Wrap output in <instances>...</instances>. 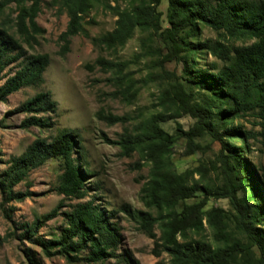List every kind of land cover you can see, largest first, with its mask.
Returning <instances> with one entry per match:
<instances>
[{"label":"trees","instance_id":"1","mask_svg":"<svg viewBox=\"0 0 264 264\" xmlns=\"http://www.w3.org/2000/svg\"><path fill=\"white\" fill-rule=\"evenodd\" d=\"M163 0H130L126 8L107 6L117 17L115 28L91 39L96 48L117 51L141 33L143 53L136 59L150 55L151 71L146 78L134 79L124 75L127 62H115L98 57L95 65L112 73L111 81L123 98L135 99L137 84L157 82L160 85L158 105L161 111L142 121L136 134L125 132L115 144L122 155L137 152L148 164L147 181L140 190V201L148 210L123 205L121 211L148 238L154 240L153 254L171 256V264H237L253 260L264 264V176H260L245 154L248 140L255 136L242 124H235L247 116L260 120L264 136V0H168L165 19L159 10ZM68 17L66 30L59 36V55L70 48L71 39L85 34V17L99 0H52ZM44 0H0V103L24 88H38L44 84L50 59L46 54L29 53L39 45L45 34L37 18ZM200 27L217 32L225 39L252 40L249 45L236 46L216 40H201ZM153 39L161 44L154 48ZM206 54L221 62L203 64ZM175 62L183 66L179 75L166 69ZM11 71L5 77L6 71ZM57 110L49 93L39 92L17 110L28 115L23 128L50 126V119L38 117ZM183 116L195 120L184 131L177 122ZM111 124L125 123V117L110 116ZM174 121L179 137L185 138L192 150L195 140L210 137L220 149L213 170L201 164L182 173L172 162V148L176 137L167 133L161 123ZM239 141V145L234 143ZM78 142L73 130L63 129L51 140L36 138L20 156H13L0 172L1 210L11 222L15 211L6 208L12 202H22L32 195L15 191L28 183L31 171L49 161L59 163L61 174L55 192L64 199L75 201L70 210L61 213L65 226L58 236L44 239L39 230L60 215L63 203L50 213L36 216L31 223L19 225L15 236L39 247L46 257L62 256L68 262L104 263L107 259L122 258L126 264H140L128 254L119 255L123 240L121 229L112 223L109 213L93 199L85 201L89 190L86 184L90 172L82 157H73ZM195 175L199 178L195 179ZM202 197L194 203H187ZM95 199V198H94ZM212 200H227L232 211L221 207L205 209ZM152 211L156 212V215ZM204 222L213 231L215 245L190 237H202ZM161 231L160 237L155 232ZM244 238V240H243ZM5 238L0 237V248ZM245 241V242H244ZM27 264H42L31 248L23 250ZM11 264V263H8ZM158 264H165L160 262Z\"/></svg>","mask_w":264,"mask_h":264},{"label":"rangeland","instance_id":"2","mask_svg":"<svg viewBox=\"0 0 264 264\" xmlns=\"http://www.w3.org/2000/svg\"><path fill=\"white\" fill-rule=\"evenodd\" d=\"M52 0H44L41 14L37 18L38 24L45 29V34L40 38L38 46L28 49L29 53L46 54L50 64L44 73V84L38 88H24L8 97L7 101L0 103V172L6 168V162L13 156H20L27 147L38 137L51 140L59 131L71 129L74 131L78 148H75L73 157H82L86 161L89 172V180L86 184L89 190L85 201L94 200L102 209L114 213L112 223L118 224L123 240L118 250L119 255L128 254L138 260L140 264H158L163 262L171 264V256L162 253L160 257L153 254L154 240L143 234L136 223L132 222L120 209L123 205H129L134 209L148 211L140 201V190L147 181L149 166L137 152L129 157L122 155L120 146L115 143L120 140L125 132L136 134L139 125L152 113L161 111L158 105L160 85L157 82H149L146 85L137 84L138 94L136 98L126 99L118 94L117 88L111 81L112 73L104 72L95 65L98 57L115 62H127L128 67L124 75H130L134 79L146 78L151 71L152 57L150 55L136 59L143 53L141 40L144 36L136 32L126 45L117 51H109L96 48L91 39L98 37L115 28L117 17L107 6L119 5L126 8L130 0H99L95 7L85 17V34H79L71 39L69 51L60 56L59 36L66 30L68 17L61 12ZM259 1V0H255ZM168 0H163L159 10L165 19ZM0 16V22L6 15ZM201 40L222 41L225 44L236 46L249 45L252 40L234 41L225 39L212 29L200 27ZM161 42L153 39L151 46L159 47ZM201 65H209L216 62L215 57L206 54ZM166 69L182 73L183 66L175 62L166 64ZM11 71L7 70L5 77ZM5 79L0 80V86ZM39 92H47L57 104V110L50 114H39L38 117L50 119V126L45 129L37 127L23 128L22 123L28 117L17 110L21 105ZM110 116L125 117L126 122L111 124ZM177 122L184 131H188L195 123L189 116H183ZM260 120L254 116H247L235 124H242L247 131L255 134L248 140L249 153L245 159L255 167L260 176H264V136L260 133L262 127L258 125ZM161 127L170 135L176 137L171 156L177 172L182 173L188 169L203 164L210 171V176L215 180L216 172L213 168L218 165L217 154L220 149L218 142L210 137L195 140L197 150H192L185 138L179 137L174 121L161 123ZM178 134V135H177ZM239 145V141L234 143ZM61 169L58 162L49 161L44 166L30 172L28 186L22 183L15 187V191L31 193L22 202H12L6 208L15 209L12 221L9 222L2 210V195L0 193V237L5 238L0 248V264H27L23 250L31 248L42 264H73L62 256L46 257L43 251L28 241H23L15 236L19 225L31 223L36 216L50 213L60 203V215L48 221L39 230V235L44 239H53L58 236L60 230L66 225L61 213L70 210V205L75 201L64 199L55 192ZM195 179L199 176L195 175ZM202 197L197 193V198L187 201L194 203ZM95 198V199H94ZM221 207L232 211L227 200H212L205 209ZM156 215L155 211H152ZM206 231L201 235L188 233L190 237L202 239L215 245L213 231L204 222ZM155 232L160 237L161 231L156 226ZM244 240V238H243ZM245 242V241H244ZM253 260L237 264H256L254 260L259 258V253L254 250ZM74 264H126L122 258L107 259L104 263H88L85 261Z\"/></svg>","mask_w":264,"mask_h":264}]
</instances>
